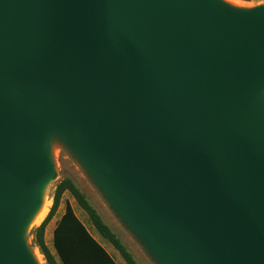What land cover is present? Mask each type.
I'll list each match as a JSON object with an SVG mask.
<instances>
[{
    "label": "water",
    "instance_id": "1",
    "mask_svg": "<svg viewBox=\"0 0 264 264\" xmlns=\"http://www.w3.org/2000/svg\"><path fill=\"white\" fill-rule=\"evenodd\" d=\"M263 93L264 7L0 0V264H33L51 130L164 263L264 264Z\"/></svg>",
    "mask_w": 264,
    "mask_h": 264
},
{
    "label": "rangeland",
    "instance_id": "2",
    "mask_svg": "<svg viewBox=\"0 0 264 264\" xmlns=\"http://www.w3.org/2000/svg\"><path fill=\"white\" fill-rule=\"evenodd\" d=\"M233 1L245 11L264 7V0ZM45 147L54 173V177L49 180L43 192L46 204L51 203L50 209L53 205L56 187L63 180L70 179L87 197L90 204L118 236L138 264H166L119 209L82 151L67 135L59 130H51ZM39 226L25 231L22 238L23 246L32 255L40 251L35 241V230ZM58 228L60 230L56 235ZM46 236L47 243L60 264H117V262L127 264L119 252L99 235L87 213L79 207L69 192L64 194L59 211L49 225ZM95 238L100 239L113 255L111 256ZM56 239L59 246H57ZM44 263L46 264L45 259Z\"/></svg>",
    "mask_w": 264,
    "mask_h": 264
},
{
    "label": "trees",
    "instance_id": "3",
    "mask_svg": "<svg viewBox=\"0 0 264 264\" xmlns=\"http://www.w3.org/2000/svg\"><path fill=\"white\" fill-rule=\"evenodd\" d=\"M67 192H69L72 195V197L75 199L79 207L87 213L91 223L93 224L94 228L99 233V235L103 239L108 241L119 252V254L122 256L124 261L127 264H138L137 261L134 259L133 255L128 251L126 246L122 243V241L112 231V229L104 222L103 218L97 212V210L90 204L87 197L70 179L63 180L56 187L53 197V205L45 220L35 230V241L40 249L41 254L43 255L46 261V264H60L46 242V230L48 226L52 223V221L55 219L59 211L62 198L64 194ZM61 228L62 227H60V229ZM60 229L58 228L56 230V235ZM56 243L57 246H59L57 239H56Z\"/></svg>",
    "mask_w": 264,
    "mask_h": 264
},
{
    "label": "bare ground",
    "instance_id": "4",
    "mask_svg": "<svg viewBox=\"0 0 264 264\" xmlns=\"http://www.w3.org/2000/svg\"><path fill=\"white\" fill-rule=\"evenodd\" d=\"M217 2H219L220 4H222L223 6L234 10V11H245L242 7H240V5L238 3H236L233 0H216ZM12 83H17L19 85L22 86V84L18 81L15 80L11 81ZM23 88V87H22ZM29 94V93H28ZM32 97V96H31ZM263 98H264V93H263ZM49 183V181H46L44 183V185H42L41 189H40V199H41V203L40 205L35 208L31 214L29 215V217L27 218L25 224H24V232L27 230H30L34 227H37L39 225L42 224L43 220L45 219L46 215L48 214V212L50 211V205L46 204V200L43 199V192L47 186V184ZM30 258L32 260L33 264H45L44 263V259H43V255L40 253V251H36L34 255L30 254Z\"/></svg>",
    "mask_w": 264,
    "mask_h": 264
},
{
    "label": "crops",
    "instance_id": "5",
    "mask_svg": "<svg viewBox=\"0 0 264 264\" xmlns=\"http://www.w3.org/2000/svg\"><path fill=\"white\" fill-rule=\"evenodd\" d=\"M48 228H49V226H48ZM48 228H47V230H46V232L48 231ZM109 253H110V255L112 256L113 254L107 249V247L103 244V243H101V241H100V239H98V238H95ZM46 242H47V236H46ZM48 244V243H47ZM48 246H49V244H48ZM116 259V258H115ZM117 262V261H116ZM117 264H120L119 262H117Z\"/></svg>",
    "mask_w": 264,
    "mask_h": 264
}]
</instances>
